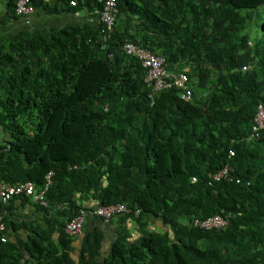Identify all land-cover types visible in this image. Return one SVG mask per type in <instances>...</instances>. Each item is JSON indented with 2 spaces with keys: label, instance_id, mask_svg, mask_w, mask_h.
I'll return each mask as SVG.
<instances>
[{
  "label": "trees",
  "instance_id": "obj_1",
  "mask_svg": "<svg viewBox=\"0 0 264 264\" xmlns=\"http://www.w3.org/2000/svg\"><path fill=\"white\" fill-rule=\"evenodd\" d=\"M62 1L94 23L0 36V183L39 192L52 173L45 204L0 198V264H264V0H116L111 30L106 0ZM130 45L190 93L147 81Z\"/></svg>",
  "mask_w": 264,
  "mask_h": 264
},
{
  "label": "built area",
  "instance_id": "obj_2",
  "mask_svg": "<svg viewBox=\"0 0 264 264\" xmlns=\"http://www.w3.org/2000/svg\"><path fill=\"white\" fill-rule=\"evenodd\" d=\"M72 3L75 4L74 1ZM16 11L17 14L19 15H30L34 12V5L32 4L31 0H18L16 4ZM114 11H115V0H108L102 12V17H103V21L108 24L110 30L112 29L111 26L114 20V14H113ZM129 48L133 51H136L142 58H144L146 64L156 65L155 71L157 72V75L161 74V69L158 67L159 61L156 58L152 57L150 54L144 52L141 49L136 50V48L132 45H130ZM174 81L178 86L186 87V82L188 81V77L186 75H181L179 77L175 76ZM185 96L186 98H190V95L186 94ZM257 122L261 125L264 124V110H260L259 115L257 116ZM230 154L233 155L234 152L232 151L230 152ZM225 171L226 170H224L222 173H225ZM51 176L52 173L48 175L47 184L45 185V188L39 192L36 191V187L32 182L23 183L17 186L0 183V198L2 202L6 203L14 196L25 193L29 196H33L35 201H39L45 204L46 192L49 189L50 184L52 182ZM219 176L220 174L217 175L216 178H218ZM125 211H128L127 207L123 204H118V205L99 207L97 210L94 211V214L105 218H110L116 213H121ZM86 215L87 213L83 211L82 216H79L75 220L69 222L67 224V231L73 235L79 236L82 231L83 222L86 219L85 218ZM225 224L226 221L224 220L223 217L219 215H215L208 218L207 221L201 223V226L210 229L213 227H222ZM4 230H6V227L2 222V217L0 216V231H4Z\"/></svg>",
  "mask_w": 264,
  "mask_h": 264
},
{
  "label": "crops",
  "instance_id": "obj_3",
  "mask_svg": "<svg viewBox=\"0 0 264 264\" xmlns=\"http://www.w3.org/2000/svg\"><path fill=\"white\" fill-rule=\"evenodd\" d=\"M10 2L11 0H0V15H4L7 7H10V5L13 4H11ZM44 2V5H38L37 7H34V12L30 15H23V17H20L19 19L11 18V20L6 24V26L4 25L2 27L0 36H7L8 34H13L17 31L26 29L27 27H30L31 29H41L49 27L63 28L71 23L80 24V21H91L92 23H94V14L85 15L84 13H80V11L74 10L72 7L69 8V6H67V3H63L62 0H44ZM20 202V200L17 202V206L20 205ZM35 209L36 208L34 205L26 203L25 205L20 206L18 212L22 215L25 214L27 216H33L36 214ZM87 223L90 227H93L95 225H98L99 221L93 222V219L90 218ZM156 225L160 224L156 222ZM113 232L114 228L110 226L107 231V234L109 236L106 238L105 241L106 248L112 241ZM25 235L26 231L22 230L20 232V236L24 237Z\"/></svg>",
  "mask_w": 264,
  "mask_h": 264
},
{
  "label": "clouds",
  "instance_id": "obj_4",
  "mask_svg": "<svg viewBox=\"0 0 264 264\" xmlns=\"http://www.w3.org/2000/svg\"><path fill=\"white\" fill-rule=\"evenodd\" d=\"M107 1H108V0H106V2H107ZM16 4H17V3H16ZM105 5H106V3H105ZM104 7H105V6H104ZM115 7H116V0H115ZM103 10H104V9H102V11H99V12H98V14L101 15V20L103 19V17H102V12H103ZM133 46H134V45H133ZM134 47L136 48V50H138V48H137L136 46H134ZM143 51H144V49H143ZM144 52H146V53L150 54L152 57L156 58V59L159 61L158 67L161 69V74L157 75V72L155 71V69H156V65H154V64H146V63H145L146 66H148V67L151 68V69H150V72H149V75H148L147 78H146L147 81H150V79H156L158 85L165 84V85L169 86V85H168V84H169V78L173 77V79H174L175 76H171L170 73L168 74V73L165 72V68H164V61H165V59L162 58V57L154 56V55L151 54L150 52H147V51H144ZM245 68H246V67H245ZM177 77H178V76H177ZM174 82H175V81H174ZM187 83H188V81L186 82V87H184V88L187 89L186 93H187L188 91H191ZM170 84H171V83H170ZM186 93L183 95L184 98H185ZM187 99H190V98H187Z\"/></svg>",
  "mask_w": 264,
  "mask_h": 264
}]
</instances>
